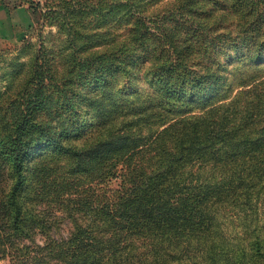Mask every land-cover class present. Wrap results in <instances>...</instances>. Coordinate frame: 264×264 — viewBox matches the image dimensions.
Listing matches in <instances>:
<instances>
[{"label": "trees", "instance_id": "trees-1", "mask_svg": "<svg viewBox=\"0 0 264 264\" xmlns=\"http://www.w3.org/2000/svg\"><path fill=\"white\" fill-rule=\"evenodd\" d=\"M145 1L126 2L127 55L141 52L158 63L151 71L156 93L134 98L125 121L116 119L100 135L96 203L86 207L92 216L85 224L76 221L66 238L56 239L22 197L28 149L63 145L62 136L35 125L43 75L34 78L20 120L0 139L9 167L0 178L12 181L0 179V264H264V65L247 73L237 66L227 78L219 63L218 69L187 63L173 39L162 58L140 11ZM239 6L252 24L264 23V0H244L234 10ZM206 32L212 58L222 50L231 63L264 62V41L246 51L238 41L246 37L215 25ZM224 80L231 86L221 94ZM210 89L213 97L195 105Z\"/></svg>", "mask_w": 264, "mask_h": 264}, {"label": "rangeland", "instance_id": "rangeland-1", "mask_svg": "<svg viewBox=\"0 0 264 264\" xmlns=\"http://www.w3.org/2000/svg\"><path fill=\"white\" fill-rule=\"evenodd\" d=\"M118 1L120 8L116 7ZM183 1L146 0L140 9L152 26L151 33H155L148 37L157 45L158 55L163 58L167 54V48L173 47L167 42L173 39L177 49L188 53L187 63L206 68L216 63L217 69L219 63L224 67L220 72L227 78L237 75L238 71L231 73L237 66L247 73L264 65L251 58L231 63L222 50L212 58L214 52L208 48L207 27L214 25L218 32L246 37L247 41L238 40L246 51H254L264 41V23L252 24L238 12L240 6L233 8L244 0ZM126 2L0 0L4 20L9 22L0 25V139L10 134L20 120L24 102L36 88L34 78L43 75L42 100L34 110L35 125L47 126L56 136H62L63 145L43 144L28 149L22 197L51 225L47 232L56 239L66 238L76 221L85 224L92 216L86 207L96 203L95 147L100 135L112 129L116 119L125 121L122 117L128 115L134 98L156 93L151 71L158 63L152 59L146 62L141 52L135 57L127 55L130 10ZM30 7H36V12ZM132 10L139 15L138 10ZM11 21L17 23L18 36ZM226 81L221 94L229 93L231 85ZM215 93L216 89L208 90L195 105ZM37 130L31 131L30 142ZM77 152L83 154L81 160L75 157ZM0 176H9L3 158ZM1 180L6 181L5 185L12 182ZM37 240L43 241L41 236Z\"/></svg>", "mask_w": 264, "mask_h": 264}, {"label": "crops", "instance_id": "crops-1", "mask_svg": "<svg viewBox=\"0 0 264 264\" xmlns=\"http://www.w3.org/2000/svg\"><path fill=\"white\" fill-rule=\"evenodd\" d=\"M16 12H20L19 10H17L16 9ZM4 9L3 8H0V25L2 26H7V24H9V22H7L6 20H4ZM13 22H14V20H12ZM11 21V27H13L14 28V26L16 25V36H18L19 35V33H17V23H14L13 24V22ZM8 33L10 34L9 36L10 37H13L14 36V33L13 32H11L10 33V29H8Z\"/></svg>", "mask_w": 264, "mask_h": 264}]
</instances>
